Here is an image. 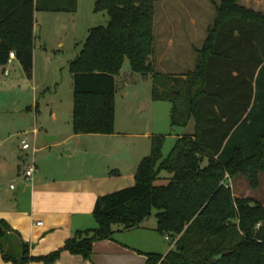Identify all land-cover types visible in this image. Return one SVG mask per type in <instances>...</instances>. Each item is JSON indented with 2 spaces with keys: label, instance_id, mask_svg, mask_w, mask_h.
<instances>
[{
  "label": "trees",
  "instance_id": "1",
  "mask_svg": "<svg viewBox=\"0 0 264 264\" xmlns=\"http://www.w3.org/2000/svg\"><path fill=\"white\" fill-rule=\"evenodd\" d=\"M62 2L0 0V67L13 52L31 79L33 13L75 11L76 0ZM93 11L105 12L107 23L88 30L68 64L74 135L114 133V78L124 59L134 73L152 72L154 0H95ZM215 13L192 70L151 75L152 100L171 105L170 126L191 122L192 133L177 136L165 157L164 136H153L133 185L98 196L95 227L75 231L53 252L28 256L21 242L13 258L5 245L16 233L0 219L4 261L51 264L62 251L88 260L92 244L111 239L114 227L129 230L153 216L156 232L175 240L164 255L147 253L144 264H264V204L224 185L243 178L255 190L264 175V13L240 0H221Z\"/></svg>",
  "mask_w": 264,
  "mask_h": 264
},
{
  "label": "rangeland",
  "instance_id": "2",
  "mask_svg": "<svg viewBox=\"0 0 264 264\" xmlns=\"http://www.w3.org/2000/svg\"><path fill=\"white\" fill-rule=\"evenodd\" d=\"M220 1L154 0L153 50L147 59L152 72L181 75L193 69L194 50L202 45L216 16L215 6L219 5ZM60 2L63 3L62 0ZM60 2L55 0L57 5H60ZM94 2L95 0H77L74 13L36 12V63L31 79L25 77L15 60L0 68V143L2 142L4 147L20 151V141L24 139L38 151L40 146L47 144L42 139L46 133L56 131L63 134L70 128L72 78L68 64L81 50L88 29L105 26L108 20L105 12L93 11ZM240 4L264 13V0H240ZM4 71L7 72L6 75ZM152 72L142 76L151 78ZM119 75L123 78L130 76L127 99L134 106L140 101L145 103L147 112L144 115L123 117L121 110L124 108L125 99L117 93L114 96L116 128H128L127 131L136 132H143L147 128L152 135L164 136L162 155L165 157L177 136L191 131L193 124L190 122L186 128L171 127L170 103L150 101V80L132 72L127 59H124ZM134 106L133 110L136 108ZM53 116H56V120L52 119ZM33 129L38 132L37 140L33 137ZM113 140L109 143L105 141L110 157L104 156V164H115L114 168L121 159L123 161L122 151L127 153L130 150L131 153V149H136L142 142V139L129 138ZM57 149L64 154V146ZM36 151L33 154L34 161L39 155ZM26 153L32 158L30 149ZM111 169L109 171L113 170ZM224 183L229 182L225 180ZM230 183L234 196L246 197L264 204V175H260L259 186L255 190L251 189L243 178L232 179ZM149 218L153 220V216ZM156 234L158 251L172 247L175 238L171 240L167 236L166 240L165 236Z\"/></svg>",
  "mask_w": 264,
  "mask_h": 264
},
{
  "label": "crops",
  "instance_id": "3",
  "mask_svg": "<svg viewBox=\"0 0 264 264\" xmlns=\"http://www.w3.org/2000/svg\"><path fill=\"white\" fill-rule=\"evenodd\" d=\"M36 12L41 11H34L33 20ZM33 37L35 38L34 23ZM10 62L7 61V64ZM35 63L36 46L33 43L32 75ZM139 75L150 80L152 88V78ZM129 78L130 76L123 78L119 74L114 78L115 96L119 93L120 97L125 99L121 113L127 118L133 114L138 116L147 112L145 103L140 101L134 106L127 99ZM150 101L154 100L151 98ZM133 106L136 107L134 110ZM35 109L37 111V106ZM116 117L115 114L114 133L111 135H74L71 132V119L70 128L63 134L56 131L46 133L42 139L46 136L54 139L36 151L40 157H35L36 171L30 181L23 178V168L26 160L30 159L26 151L20 149V152L0 143V219L16 233L10 235L5 245L13 258L20 257L21 242L27 244L28 256H43L61 248L75 231L94 228L95 222L91 213L96 198L133 185L136 166L149 154L151 138L155 135L147 128L143 132L127 131L128 128L118 130ZM52 119L56 120V116ZM33 131V137L37 140L38 132L36 129ZM188 133H192V130ZM125 138L142 139V142L136 149H131V153L130 150L127 153L122 151L123 161L121 159L116 168L113 167L115 164H104V156L110 157L105 141L109 143L114 141L113 139ZM60 146H64V154L57 149ZM38 161L40 163H37ZM110 168L113 170L109 171ZM38 221L41 222L40 225H36ZM156 233L154 218H147L129 230L114 227L111 239L92 244V253L88 260L62 251L59 258L51 264H144L147 253L164 255L170 249H156ZM0 264L14 263L4 261L0 253ZM25 264L44 263L30 261Z\"/></svg>",
  "mask_w": 264,
  "mask_h": 264
},
{
  "label": "built area",
  "instance_id": "4",
  "mask_svg": "<svg viewBox=\"0 0 264 264\" xmlns=\"http://www.w3.org/2000/svg\"><path fill=\"white\" fill-rule=\"evenodd\" d=\"M15 59V56H14V53L13 52H9L8 53V62H10L11 60ZM5 74H6V71H5ZM33 133L35 134V132L33 131ZM20 149L22 151H27V150H31V154H32V158H30L29 160L27 159L26 160V165L24 166L23 168V178L27 181H30L36 171V168H35V163H34V160H33V154L35 153L36 149H34V147H31L30 144L26 141V140H21L20 141ZM225 187H231V185L228 183H224ZM12 188V186H11ZM41 222H36V225H40ZM258 226V225H257ZM165 239L168 240V237L165 236Z\"/></svg>",
  "mask_w": 264,
  "mask_h": 264
},
{
  "label": "water",
  "instance_id": "5",
  "mask_svg": "<svg viewBox=\"0 0 264 264\" xmlns=\"http://www.w3.org/2000/svg\"><path fill=\"white\" fill-rule=\"evenodd\" d=\"M43 139H44V141H46V142H50V141H52L54 138H53V137L46 136V137H44Z\"/></svg>",
  "mask_w": 264,
  "mask_h": 264
}]
</instances>
